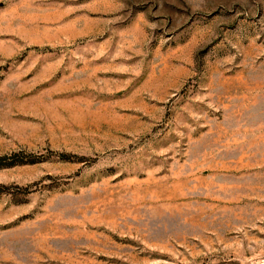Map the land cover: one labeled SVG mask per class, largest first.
Instances as JSON below:
<instances>
[{
    "label": "rangeland",
    "instance_id": "rangeland-1",
    "mask_svg": "<svg viewBox=\"0 0 264 264\" xmlns=\"http://www.w3.org/2000/svg\"><path fill=\"white\" fill-rule=\"evenodd\" d=\"M0 264H264V0H0Z\"/></svg>",
    "mask_w": 264,
    "mask_h": 264
}]
</instances>
